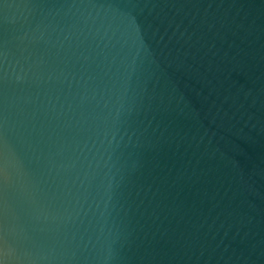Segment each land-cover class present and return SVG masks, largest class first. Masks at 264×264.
<instances>
[{"label": "water", "instance_id": "95a60500", "mask_svg": "<svg viewBox=\"0 0 264 264\" xmlns=\"http://www.w3.org/2000/svg\"><path fill=\"white\" fill-rule=\"evenodd\" d=\"M0 264H264V0H0Z\"/></svg>", "mask_w": 264, "mask_h": 264}]
</instances>
